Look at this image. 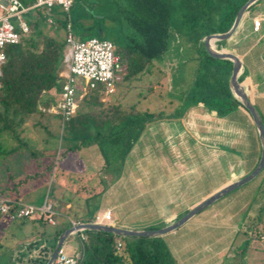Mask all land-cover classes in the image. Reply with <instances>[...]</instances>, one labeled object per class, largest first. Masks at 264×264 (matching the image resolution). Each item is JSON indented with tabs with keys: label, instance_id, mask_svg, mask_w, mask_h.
<instances>
[{
	"label": "trees",
	"instance_id": "trees-1",
	"mask_svg": "<svg viewBox=\"0 0 264 264\" xmlns=\"http://www.w3.org/2000/svg\"><path fill=\"white\" fill-rule=\"evenodd\" d=\"M21 1L25 5L29 3L28 0ZM126 1L132 8L131 15L125 18L131 32L126 34L121 30L114 31L112 34L115 40H106L113 44L115 54L120 59L123 80L130 81L141 75L167 51L174 6L171 0ZM247 1L179 0L185 22L190 23L191 33L187 39L197 48L200 59L196 76L183 101L185 109L202 104L218 117L227 116L239 108L246 111L229 90L232 63L209 57L204 50L203 39L209 34L227 32L237 12ZM49 17L52 23H48ZM25 20L29 33L21 36L19 44L5 48L6 59L0 69V165L11 179L10 185L0 188V200H9L6 199L7 192L18 195L31 178L38 188L47 186L55 163L54 152H59L58 156L62 159L68 153L96 146L103 159L104 170L108 173L118 170L150 120L146 113L139 112L138 103H134L128 107L129 114H133V125L113 128V111L121 109L108 106L104 110L112 112L103 121L107 126L96 127V122L100 120L93 113L103 108V103L100 101V93L90 90L69 121L63 122L60 114L48 112L54 103L48 94L51 91L61 93L65 81L62 73L66 67V24L70 22L73 31L79 18L73 15L72 9L66 14L55 7L51 13L41 9L30 11ZM92 21L93 25L97 24V33L102 35L103 29L97 21ZM94 27L86 29L91 31ZM238 81L241 83L240 77ZM83 109L88 113L79 114ZM67 128L72 129L73 134L66 132ZM14 156L22 158L26 166L8 162V158ZM259 159L251 170L256 167ZM4 161L8 163L2 165ZM247 174L249 172L243 177ZM258 178H263L264 182V168L253 181ZM100 184L105 183L102 181ZM99 195L93 194L87 198V215L97 211ZM9 201L15 207L19 204L17 199ZM260 210H264V205ZM259 216L247 218L248 229L254 231V234L259 230L253 226L258 221L261 224L264 222V219L258 220ZM78 222L88 223L89 220ZM31 223L41 228L38 235L40 238L51 240L48 246L39 249L38 257L32 261V264H45L58 237L71 227V223L64 221L54 226L52 232L46 231L48 224L43 220ZM82 234L86 236V241L79 247L80 257L76 264H177L162 237L121 238L100 231H85ZM75 239L78 240L77 237ZM118 242L121 243L119 249Z\"/></svg>",
	"mask_w": 264,
	"mask_h": 264
},
{
	"label": "crops",
	"instance_id": "crops-1",
	"mask_svg": "<svg viewBox=\"0 0 264 264\" xmlns=\"http://www.w3.org/2000/svg\"><path fill=\"white\" fill-rule=\"evenodd\" d=\"M86 1L87 15L84 21L93 24L94 19L99 22L103 17H97L93 9L99 6V0ZM253 20L260 23L258 31L253 30ZM176 36L175 34L174 37ZM214 45L217 50L233 54L240 59L239 77L242 81L238 82L245 88L264 126V0H257L249 8L231 38L215 42ZM64 62L66 67L62 76L67 71L66 55ZM167 79V76L162 79L163 87L172 86ZM192 82L186 84L183 92H170L168 96H164L166 99L169 97L168 101L176 102L178 106L171 114H158L156 117L157 114L143 111L150 120L118 170L110 173L104 170V162L96 146L68 153L62 159H56L58 152L52 153L55 163L47 186L50 188L52 185L48 201L55 212V226L64 221H91L97 213L110 210L111 226L130 230L159 229L176 221L225 185L252 171L260 158L261 145L248 113L239 108L227 116L218 117L202 104L185 109L183 101ZM85 94L78 93L77 108L83 103ZM48 96L54 102L48 112L59 114L60 93L51 91ZM115 96L116 92L111 96L100 93L103 108L93 113V116L100 120L96 122V127H105L103 121L108 119L112 112L104 110L108 106H118L121 109L113 111V128L133 125V114H129L128 107L122 108L118 100L114 99ZM86 113L88 111L84 109L79 112ZM8 159V162L16 166H26L22 158L14 156ZM7 163L4 161L1 164ZM10 181L9 174L0 165V188L10 185ZM102 181L106 184L101 185ZM254 182L256 180L250 182L251 187H244L239 191L233 202L243 199V207L247 208L263 178L253 187ZM36 189L38 185L31 178L18 195L7 192L6 199H17V202L23 205L39 206L41 204H38V200L35 202L37 204L26 201V197ZM93 194H100L97 199V211L87 215L86 200ZM220 208L222 209V206ZM245 216L246 219L249 217L248 212ZM31 221L37 220L10 221L0 215V242L5 240L6 244L10 245L9 259L5 264H22L23 261L32 264L39 255V249L51 242L50 239L38 236L41 228L33 225ZM187 224L188 222L162 238L176 263L200 264L213 261L212 255H208L209 250H206L210 243L200 244L195 252L191 248L193 243L190 245L192 251L183 244V238H198L197 234L194 236L192 233L182 235ZM13 229L19 232L25 230L26 234L18 236L12 233ZM78 254L79 252L74 253ZM3 256L0 254L1 259Z\"/></svg>",
	"mask_w": 264,
	"mask_h": 264
},
{
	"label": "rangeland",
	"instance_id": "rangeland-1",
	"mask_svg": "<svg viewBox=\"0 0 264 264\" xmlns=\"http://www.w3.org/2000/svg\"><path fill=\"white\" fill-rule=\"evenodd\" d=\"M171 1L174 11L171 25L172 36L168 43L169 49L164 55L148 66L141 75L130 81L123 80L117 84L114 99L118 100L122 108H127L134 103H138V110L142 112L149 111L150 114L161 115L171 114L172 111L174 112L178 109V106L176 102H169V97L166 99L164 96H168L170 92L172 94L183 92L186 84H190L196 76L200 59L198 51L187 39L191 33L190 23L185 22V17L183 16L184 10L179 6V0ZM86 3H88L86 0H74L71 8L73 15L79 18L78 24L74 26L72 31L76 39L96 37L114 41L115 37L112 34L114 31L120 32L121 30L126 34L131 32L124 19L132 13L131 5L126 0H99V6L96 9L93 8L97 17H103L99 22L97 21L98 26L103 29L102 35H99L96 31L97 24L93 25L84 21L87 15ZM90 26H95V29L91 31L87 30L86 28ZM175 34L177 35L176 37H174ZM164 76H167V80L170 81L172 86H162L161 82ZM81 88L83 89L79 90L78 93L87 91L83 81H81ZM66 132L73 134L74 131L67 128ZM260 179L258 178L254 182L253 187L259 183ZM251 185V183H248L220 199L196 215L188 222L187 228H184L186 230H184L182 235H191L190 233H192L195 234L194 236L197 234L198 237L196 239L192 237L193 242L188 237L183 238L187 240H182V242L189 250L192 248L193 252H195L196 250L198 251L200 244L210 243L206 247V250H209L208 255H212L213 261H204L200 262V264H264V222L261 224L258 221L253 226L259 230L257 234H254V231H249V224L245 218L248 212L250 217L259 214L260 218L258 220L264 219V210H260L264 205V191L261 189L262 183L257 192L253 194L252 203L247 208L243 207V199L233 202L234 197H237L239 191L244 189V187H251ZM50 188L45 186L36 189L26 197V201L37 204L35 202L38 200V204H42L45 199H50ZM221 206L222 209L220 208ZM229 216H233L234 218H226ZM52 230L53 227H46V231L52 232ZM11 231L18 234V236L26 234L25 230L19 232L13 229ZM191 243L194 245L190 248ZM0 244V254L4 255L3 259L0 257V264H5L9 259L10 245H7L5 240H2ZM202 250L204 251V249ZM63 251L67 256H72L75 252L79 251V245L74 236L69 237L65 241ZM22 264L30 263L23 261Z\"/></svg>",
	"mask_w": 264,
	"mask_h": 264
},
{
	"label": "built area",
	"instance_id": "built-area-1",
	"mask_svg": "<svg viewBox=\"0 0 264 264\" xmlns=\"http://www.w3.org/2000/svg\"><path fill=\"white\" fill-rule=\"evenodd\" d=\"M25 5L21 0H0V69L5 62V48L20 43L21 36L29 33V27L25 16L35 9H41L51 13L55 7L66 14L69 13L74 0H28ZM51 17L48 23H52ZM259 21L253 20V30L258 31ZM67 71L63 75L65 81L60 93L58 111L63 122L73 117L77 110L78 92L81 81L84 82L87 91H98L105 96H111L116 92V86L123 81L124 73L120 65V59L115 54L113 44L106 39L89 37L86 39L75 38L70 22L66 24ZM84 91L85 93L87 92ZM59 152L56 155L58 158ZM0 215L10 221L29 219L43 220L50 226H55V212L52 204L45 199L39 206L18 204L15 207L9 200H0ZM88 223L97 225H111L112 214L110 210L97 213ZM81 222H71L74 227ZM83 232H76L73 236L78 238V245L82 247L86 241ZM121 243H117V248ZM80 257V253L78 254ZM67 256L63 246L59 249L53 264H76L77 256Z\"/></svg>",
	"mask_w": 264,
	"mask_h": 264
},
{
	"label": "water",
	"instance_id": "water-1",
	"mask_svg": "<svg viewBox=\"0 0 264 264\" xmlns=\"http://www.w3.org/2000/svg\"><path fill=\"white\" fill-rule=\"evenodd\" d=\"M257 0H248L237 12L234 21L230 27V29L222 34H209L206 35L203 39L204 50L209 57L216 60H228L232 63V71L229 77V90L232 96L245 108V110L249 113L254 127L257 131L260 145H261V154L260 159L256 167L245 177L233 181L232 183L226 185L222 189L218 190L183 216H181L176 221L172 222L169 225H166L159 229H147V230H130L119 228L111 225H97L93 223H81L74 227H70L66 231H64L57 239L55 246L47 259L45 264H53L55 261L59 249L63 246L64 242L71 236H73L76 232H85V231H100L109 234H113L115 236L121 238H131V237H148V238H158L163 237L171 232L176 231L181 228L187 222H189L196 215L201 213L202 211L209 208L211 205L224 198L231 192L241 188L242 186L252 182L263 170L264 168V126L260 114L257 109L250 102L247 92L245 88L238 82L239 73L241 69V61L238 57L230 53H224L215 48V42L226 41L236 32L244 14L249 10V8L256 2ZM79 258V255L77 256Z\"/></svg>",
	"mask_w": 264,
	"mask_h": 264
}]
</instances>
